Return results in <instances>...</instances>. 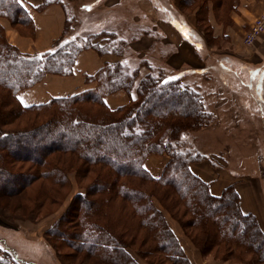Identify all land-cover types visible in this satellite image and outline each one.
<instances>
[{
  "label": "trees",
  "instance_id": "trees-1",
  "mask_svg": "<svg viewBox=\"0 0 264 264\" xmlns=\"http://www.w3.org/2000/svg\"><path fill=\"white\" fill-rule=\"evenodd\" d=\"M233 1L219 0L217 7L224 6L229 11ZM189 2L193 3L194 0ZM201 2L199 11L203 13L205 22L206 3L210 1ZM48 4H39L37 10H42ZM215 8V5L212 6L213 14ZM0 17L8 18L12 25L29 26L31 36L33 35L31 19L20 0H0ZM103 39V45L112 40H108L107 36ZM118 44L123 47L122 42ZM101 45V42L80 45L75 39L66 40L63 32L61 38L46 53L25 55L4 44L0 46V92L6 93L7 104L13 109L11 112H4V99L1 97L0 171L3 174L0 177V197L18 194L38 178L49 181L57 178L63 183V171L58 167L60 163L54 164L50 158L58 155L56 160H60L63 155H68L70 159L73 157L76 161H83L86 168L82 169L85 172L82 174L85 176L92 171L97 175L98 167L112 171L75 197L79 206L71 204L74 207L72 218L75 217V222H70L76 223L75 226L66 224L60 232L57 231L58 227L50 232L51 235H60L64 242L67 240L78 253L102 263L136 264L125 252L128 244L123 239L128 228L120 226V232H115L114 223L103 225L96 220L109 216L106 208L116 196L129 205L140 227L148 231L146 242L149 240L154 244L157 254L180 258L185 264L186 260L175 236L164 222L160 210L152 205L156 188L142 192L130 181L133 179L145 188L157 185V202L166 211H170V207H180L192 217L193 226L196 225L200 238L204 240L199 242L201 252L208 245H218L220 240L232 241L256 255L258 262H263L264 234L254 216L240 211L234 185L226 187L219 197L211 196L207 185L189 170V164L194 162V158L176 146L182 132L200 128L204 124L203 120L208 118L202 97L195 89L181 86L176 80L155 78L150 69V73L138 85L136 99L116 110H109L103 103V97L128 90L137 76L138 68L127 71L119 63L105 65L93 77L96 88L91 92L53 99L43 105L21 106L17 99L20 91L38 84L46 75H71L77 54L86 49H92L99 55L107 54ZM113 51L116 52L114 49ZM156 75L159 76V73ZM94 106L97 107L96 110H93ZM26 114L32 115L28 118L32 121V127L2 132L1 125ZM39 118L41 121L37 123ZM43 135L44 139H41ZM12 154H17V162H28L35 166L38 174L37 171L30 170L25 179L14 175L12 168L7 170L5 165L9 163L3 158ZM151 154L165 155L168 158L157 179L151 177L143 167L145 157ZM69 162L75 163L71 160ZM105 177L110 180H105ZM93 190L96 191L92 192ZM90 197L93 199L88 201ZM121 209L123 208L118 210ZM119 214L124 215L122 212ZM0 259V264H17L1 250ZM171 263L176 262L171 260Z\"/></svg>",
  "mask_w": 264,
  "mask_h": 264
},
{
  "label": "rangeland",
  "instance_id": "rangeland-1",
  "mask_svg": "<svg viewBox=\"0 0 264 264\" xmlns=\"http://www.w3.org/2000/svg\"><path fill=\"white\" fill-rule=\"evenodd\" d=\"M24 1L20 0L22 4ZM201 1L194 0L193 3H190L189 0H175L176 11L173 14L179 22L183 21L182 25L186 28L184 21L193 23L194 28L202 35L207 25L204 22L203 13L199 11L202 5ZM209 1L211 6L215 5L216 7L214 11L216 20L227 25L229 23L227 7H217L219 0ZM38 2L41 6L47 3H49L48 5L59 4L66 12L68 18L64 32L66 40L75 39L80 45L85 44L86 46L101 42L104 51L108 53L113 49L116 51L115 53H121L124 48L130 52L132 42L142 40L144 35L151 34L152 26L156 25L154 21L157 20V0H38ZM142 4H145V10L140 7ZM207 5L208 3H206ZM167 7L170 8V6ZM137 19H140L141 22L135 24ZM136 25L140 26L135 27ZM12 31L17 36L26 39H31L34 36H31L29 26L12 25L8 18L0 17V46L4 44L15 48L10 42ZM105 36L109 37L108 40H112L103 45L104 39L101 40V38ZM203 37L207 47L216 55H213L204 66L200 63L199 70L195 65L184 64L178 66L175 70L177 72L171 71V69L170 71L160 69L161 73L157 76L158 73H154L151 68L155 78L164 81L176 80L179 85L198 91L203 100L204 110L207 112L208 118L203 120L204 124L202 123L200 128L193 131L182 132L177 139L176 146L194 158L192 164L207 162L213 169L225 164L227 171L254 174L258 168V157L264 156V120L260 117L259 107L256 104L258 97L264 98V91H256L253 87V84L260 83V77L256 78L258 75H253V72H257L255 69L252 71L246 69L240 72L235 71L230 64H221L217 55L229 53L231 47L219 40L211 41L206 38L205 32ZM119 42H122L123 47H121V43L118 44ZM146 42H150V40ZM152 55H157V47L156 52H151L148 56ZM126 57L129 60L128 53ZM129 62L127 64L121 62L127 71H132L130 69V66L133 67L132 64L147 66L146 61H139L135 57ZM158 64L161 65L159 62ZM222 66H226L228 71L223 72L220 69ZM157 68L154 69L155 72H157ZM125 69H123L124 73ZM182 70L187 71L182 72ZM5 94L0 92V99L1 97L4 99L3 110L11 112L13 109L8 106L10 104H7ZM218 100L222 101L218 103ZM96 109L97 107L94 106L93 110ZM31 116L26 114L18 118L15 117L7 124L1 125L2 132H10L14 129L25 130L27 126L32 127V121L28 119ZM37 120L39 123L41 118ZM35 127L37 128V126ZM43 137L44 135L41 136V139H44ZM36 143L38 144V142ZM2 155L5 154L2 153ZM16 155L12 154L3 158L9 163L8 165L6 162L3 163L6 164L7 170L12 168L14 175L25 179H27L26 176L30 170L37 171L38 174L39 171L36 170L37 168L35 169V166L28 162H17ZM57 157L58 155L52 156L50 160L54 164L60 163L57 166L63 171L61 175L65 180L63 183L57 178L53 181L38 178L18 194L0 197V250L8 258H13L17 264H114L102 263L83 253H78L67 240L64 242L60 235L57 233L51 235L50 232L55 227H58L57 231L60 232L66 224L76 225V223H70L75 222V217L72 218L74 207L71 204L79 206L75 197L78 194H83L86 188L100 177L112 173L109 168L98 167L97 175L92 171L85 176L82 174L85 173L82 169L86 168L83 166V161H76L73 157L70 159L68 155H63L60 160H56ZM157 157L166 156L151 154L145 157L144 162L150 163L149 161L155 160ZM69 160L75 163H70ZM2 172L0 171V177ZM113 176H117V174H113ZM110 178L105 177V180L109 181ZM114 180L117 179L114 178ZM9 181L10 179L7 180L8 184ZM130 181L137 185L142 192L156 188V197L152 198V205L156 210H160L164 222L175 236L186 260L185 264H264V261L258 262L256 255L232 241L220 240L218 245L212 247L208 245L207 249L201 252L199 242L203 238H200L199 231L195 228L196 225L193 226L192 217L183 212L180 207H170V211L163 209L157 202V185L145 188L138 185L133 179ZM98 187L104 190L101 185ZM6 191L8 192V189ZM91 199L93 197L88 198V201ZM128 206L125 201L114 196L106 208L109 218H96V220L103 225L109 224V222L114 223L115 232H120V226L128 228L129 231L124 233L123 239L128 244L125 252L136 264H173L171 260H174L175 264H184L180 258L157 254L154 244L149 240L146 242L148 231L140 227L139 221L133 216ZM120 207L123 209L118 210ZM119 212L124 215H120ZM150 216L153 217V215ZM123 219H125L124 222ZM132 225L134 227L130 228ZM88 246L91 247V244L88 243Z\"/></svg>",
  "mask_w": 264,
  "mask_h": 264
},
{
  "label": "crops",
  "instance_id": "crops-1",
  "mask_svg": "<svg viewBox=\"0 0 264 264\" xmlns=\"http://www.w3.org/2000/svg\"><path fill=\"white\" fill-rule=\"evenodd\" d=\"M174 2L175 0H157V20L154 21L156 25L152 26L151 34L144 35L142 40L132 42L130 52L124 48L121 53H115L111 50L105 55H99L92 49L83 50L75 57L71 75H46L38 84L17 94L19 103L23 107H30L46 104L53 99L91 92L96 88L93 77L105 65L113 66L121 62L127 64L134 57L139 61H146L147 66H134V64H132L133 67L130 66V69L138 68V71L128 90H120L103 97L105 106L109 110H116L136 99L138 85L142 78L150 73L151 68L155 71L154 69L158 67L157 73H161L159 72L160 69L175 71L178 66L187 64L188 66L195 65L199 70L200 63L203 66L208 63L211 57L216 54L207 47L203 37L204 32L206 38L211 39V41L219 40L231 47L229 53L217 55L221 64H230L235 71L240 72L246 69L249 71L255 69L257 72H253V75H258L256 78L260 77V83L253 84L254 90L264 91V34L259 36L250 47L243 43V34L248 30L250 23L264 11V0H234L228 11L229 23L227 25L216 20L212 6L208 3L205 14L207 27L202 35L197 32L193 23L184 21L186 28L182 25L183 21L179 22L173 14L176 11ZM38 3V0H25L23 3L32 22L34 36L31 39H26L17 36L13 31L11 32V45L25 55L50 51L53 43L61 38L65 32V27H67L66 12L59 4H51L42 10H37ZM140 7L143 10L146 8L145 4ZM140 22V19H137L135 24ZM139 26L136 25L135 27ZM145 40H150V42ZM156 47L157 55L148 56L151 52H156ZM143 51L145 53H142ZM127 53L129 60L126 57ZM187 68L195 69L194 67ZM220 69L223 72L228 71L226 66H222ZM185 71L187 70H182V72ZM221 101L218 100V103ZM256 104L259 107L260 117L264 120V98L258 97ZM155 160L149 161L151 164L144 162L143 167L151 177L157 179L161 176L168 158L157 157ZM224 165L213 169L207 162L191 163L189 170L207 185L209 193L213 197H219L226 187L234 185L240 211L245 215L254 216L259 229L264 234V156L258 157V168L254 174L227 171Z\"/></svg>",
  "mask_w": 264,
  "mask_h": 264
},
{
  "label": "built area",
  "instance_id": "built-area-1",
  "mask_svg": "<svg viewBox=\"0 0 264 264\" xmlns=\"http://www.w3.org/2000/svg\"><path fill=\"white\" fill-rule=\"evenodd\" d=\"M264 33V11L256 16L249 25L248 31L244 34L243 43L252 46L255 40Z\"/></svg>",
  "mask_w": 264,
  "mask_h": 264
}]
</instances>
